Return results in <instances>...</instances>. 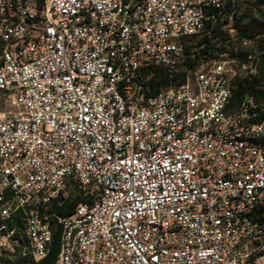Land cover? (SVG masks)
Listing matches in <instances>:
<instances>
[{"label":"built area","instance_id":"built-area-1","mask_svg":"<svg viewBox=\"0 0 264 264\" xmlns=\"http://www.w3.org/2000/svg\"><path fill=\"white\" fill-rule=\"evenodd\" d=\"M242 1L0 0V264H264Z\"/></svg>","mask_w":264,"mask_h":264},{"label":"trees","instance_id":"trees-1","mask_svg":"<svg viewBox=\"0 0 264 264\" xmlns=\"http://www.w3.org/2000/svg\"><path fill=\"white\" fill-rule=\"evenodd\" d=\"M239 31L242 37L252 38L259 34H264V27H258L255 23H251L250 25L244 24V20L238 21ZM260 47L261 50L264 51V39L260 40ZM157 79V80H156ZM156 79L151 81V87L153 89V93H157L159 91V86H167L169 84L168 76L164 71L161 74H157ZM244 94H250L254 96L255 100L259 103L264 105V53L262 55V63L259 69L258 76L250 83L242 86H238L233 89V102L237 104L239 100H241ZM77 193L71 192V198L68 202H66L65 206L59 209V213L61 215H68L71 213V206L72 203L75 204L77 201ZM73 201V202H71ZM59 250V236H54L53 247L50 254L47 258L43 259L42 261L35 263L33 261H29L28 259H23L17 262V264H54L57 254ZM9 264V263H8Z\"/></svg>","mask_w":264,"mask_h":264},{"label":"rangeland","instance_id":"rangeland-1","mask_svg":"<svg viewBox=\"0 0 264 264\" xmlns=\"http://www.w3.org/2000/svg\"><path fill=\"white\" fill-rule=\"evenodd\" d=\"M238 12V21L241 19L244 20V24L246 25L255 23L258 27H264V0H243ZM23 259L33 261L30 258L23 257L21 253L16 252L9 257L8 263L17 264L18 261Z\"/></svg>","mask_w":264,"mask_h":264}]
</instances>
